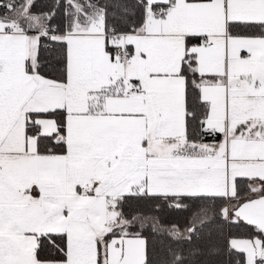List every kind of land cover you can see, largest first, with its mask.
Wrapping results in <instances>:
<instances>
[{
  "label": "snow or ice",
  "instance_id": "obj_1",
  "mask_svg": "<svg viewBox=\"0 0 264 264\" xmlns=\"http://www.w3.org/2000/svg\"><path fill=\"white\" fill-rule=\"evenodd\" d=\"M0 264H264V0H0Z\"/></svg>",
  "mask_w": 264,
  "mask_h": 264
},
{
  "label": "trees",
  "instance_id": "obj_2",
  "mask_svg": "<svg viewBox=\"0 0 264 264\" xmlns=\"http://www.w3.org/2000/svg\"><path fill=\"white\" fill-rule=\"evenodd\" d=\"M52 0H36L37 10H47ZM166 222L183 223L187 213L165 209L163 212Z\"/></svg>",
  "mask_w": 264,
  "mask_h": 264
}]
</instances>
